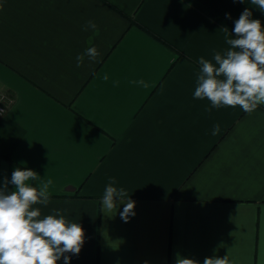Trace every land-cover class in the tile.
I'll return each mask as SVG.
<instances>
[{"label": "crops", "instance_id": "0c3cea01", "mask_svg": "<svg viewBox=\"0 0 264 264\" xmlns=\"http://www.w3.org/2000/svg\"><path fill=\"white\" fill-rule=\"evenodd\" d=\"M246 8L264 24L250 0H0V186L16 167L52 179L42 214L85 230L69 264H264V105L194 98L199 58L230 47ZM90 46L102 59L77 68ZM109 177L128 222L123 203L101 212Z\"/></svg>", "mask_w": 264, "mask_h": 264}, {"label": "clouds", "instance_id": "9594fccd", "mask_svg": "<svg viewBox=\"0 0 264 264\" xmlns=\"http://www.w3.org/2000/svg\"><path fill=\"white\" fill-rule=\"evenodd\" d=\"M244 3L245 0H239ZM251 5L264 12V0H250ZM230 17V14H227ZM226 43L230 47L224 52H214L212 60L199 58L200 70L196 76L194 98L207 99L212 108L239 106L245 113L251 114L258 106L264 105V24L252 18V11L245 9L235 21V27ZM84 31H92L88 44L99 35V27L89 20ZM85 57L99 63L101 53L96 46H90L76 57V67L84 64ZM108 80L107 74L103 76ZM132 84L147 88L143 80L130 81ZM119 81L113 85L118 86ZM220 131L219 124L213 128V135ZM33 182H36L34 184ZM115 177H109L102 196L103 212L113 216L118 204L124 209L120 217L128 222L136 213L135 201H132L124 188H117ZM52 179L41 180L34 169L16 167L11 179L4 178L0 186V264H58L63 257L69 264L72 255L81 252L85 242V230L77 222H70L59 210L43 215L41 207L51 202L50 186ZM9 185L14 190H9ZM175 264H200L191 257L177 254ZM203 264H229L228 254L224 257H206Z\"/></svg>", "mask_w": 264, "mask_h": 264}, {"label": "built area", "instance_id": "2783aa9c", "mask_svg": "<svg viewBox=\"0 0 264 264\" xmlns=\"http://www.w3.org/2000/svg\"><path fill=\"white\" fill-rule=\"evenodd\" d=\"M5 95L3 94V95H1V97H0V113L2 112V111H4V108H5V106H4V104H2V103H6V102H8V97H4ZM1 99H4L5 101H2ZM7 100V101H6Z\"/></svg>", "mask_w": 264, "mask_h": 264}, {"label": "rangeland", "instance_id": "374dc122", "mask_svg": "<svg viewBox=\"0 0 264 264\" xmlns=\"http://www.w3.org/2000/svg\"><path fill=\"white\" fill-rule=\"evenodd\" d=\"M9 98V97H8ZM10 99V98H9ZM2 100V99H1ZM2 101H5V100H2ZM7 103V102H6Z\"/></svg>", "mask_w": 264, "mask_h": 264}]
</instances>
